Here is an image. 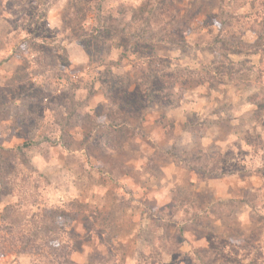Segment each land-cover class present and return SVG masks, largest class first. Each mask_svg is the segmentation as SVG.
<instances>
[{
  "label": "clouds",
  "instance_id": "9594fccd",
  "mask_svg": "<svg viewBox=\"0 0 264 264\" xmlns=\"http://www.w3.org/2000/svg\"><path fill=\"white\" fill-rule=\"evenodd\" d=\"M0 264H264V0H0Z\"/></svg>",
  "mask_w": 264,
  "mask_h": 264
}]
</instances>
